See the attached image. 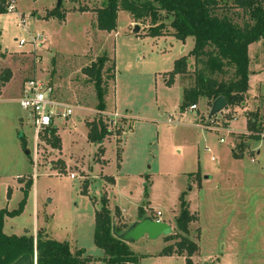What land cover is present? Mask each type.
<instances>
[{
  "label": "rangeland",
  "instance_id": "obj_1",
  "mask_svg": "<svg viewBox=\"0 0 264 264\" xmlns=\"http://www.w3.org/2000/svg\"><path fill=\"white\" fill-rule=\"evenodd\" d=\"M1 1L6 12L7 0ZM12 1L14 10L0 15V76L11 72L0 88V211L16 210L23 199L21 188L28 181L33 184L23 212L4 219L3 233L19 237L39 232L68 241L72 251L84 249L99 261L103 253L95 247L93 234L101 196L108 197L115 226L128 228L144 217L153 220L159 210L160 220L172 228L171 236L182 235L174 217L183 197L198 220L183 234L199 247L193 264H264V96L247 97L258 95L260 87L264 92V73L248 75L239 107L209 118L212 104L203 100L195 110L180 113L182 88L195 79L194 60L188 57L194 47L191 38L184 43L171 35L148 38L138 24L134 33L125 12L118 13L115 31H99L91 26V15L77 9H95L103 0H62L59 8L67 13L60 23L43 18L58 0ZM229 16L239 25L247 20L240 11ZM35 36L40 37L36 43ZM20 41L25 44L19 46ZM98 57L115 64L101 115L111 133L102 156L88 140L87 125L97 119V99L93 83L83 74ZM185 57L191 70L166 86L165 75ZM248 57L249 71L264 68V42L255 44ZM110 61L104 70L111 68ZM232 73L218 80L231 79ZM108 76L103 73V79ZM31 79L49 84L54 101L72 110L67 119L56 117L51 127L59 137V150L48 142L51 128L35 135L32 118L20 108L22 88ZM114 107L123 115H113ZM254 115L260 140L238 146L246 119ZM233 149L236 154L243 151L240 160L232 158ZM116 208L123 215L115 214ZM176 242L143 237L128 246L140 257L138 264H184L185 255H159Z\"/></svg>",
  "mask_w": 264,
  "mask_h": 264
},
{
  "label": "trees",
  "instance_id": "obj_2",
  "mask_svg": "<svg viewBox=\"0 0 264 264\" xmlns=\"http://www.w3.org/2000/svg\"><path fill=\"white\" fill-rule=\"evenodd\" d=\"M2 2L0 0V15L6 14ZM263 4V0H103L95 9L79 7L77 11L93 14L94 27L103 32L115 31L118 13L125 12L134 23L145 27L148 38L171 35L182 43L186 38H191L194 47L188 57L194 60L192 72L195 79L192 86L182 88L183 100L179 112L183 113L190 106H196L203 100L210 106L215 100L223 97L227 102L226 110L239 107L244 101L248 89V47L255 42H264ZM237 11L247 19L242 25L229 16L231 12ZM66 13L60 8L54 9L47 12L43 18L54 19L60 23L64 22ZM109 61L106 57H98L95 63L83 70L88 81L94 85L97 99L95 108L97 119L87 125L88 140L96 145L97 155L100 156L104 155L102 147L104 140L111 135L101 116L106 109L107 81H114L115 64L110 61L111 68L104 70ZM189 66L187 57L176 60L173 69L165 75L168 79L165 82L166 86H171L175 77H184L188 74L191 70ZM228 71H233L231 79L218 80L221 76H226ZM103 73L109 75L108 78L103 79ZM10 76V70H6L0 76V88L7 84ZM257 122V115L247 119V132L239 135L238 146L244 141L260 140L259 130H256ZM48 135L50 146L59 150L60 140L56 135V129L51 128ZM116 151L120 154V151ZM231 155L233 159L240 160L243 151L236 154L233 149ZM110 181L113 183L111 179ZM32 184V181H28L21 188L23 199L16 210L0 211V264H12L23 255L31 257L34 260L33 264L97 263L98 261L88 255L84 249L72 251L68 241L59 242L39 232L35 236L29 234L19 237L7 236L3 233L4 219L17 217L23 212ZM146 198L147 194H145ZM179 203V212L174 217V221L182 235L166 237V241L177 242L174 247L164 248L159 255L166 257L185 255L184 264H193L192 257L199 252V247L183 234H187L190 223L198 220L189 212L183 197L179 198ZM99 205L100 209L94 213L93 240L95 247L103 253L102 261L105 264H138L140 257L131 252L128 244L116 238L127 227H117L111 221L112 216L105 195L100 197ZM143 213V208H139V217H142ZM115 214H120L118 208Z\"/></svg>",
  "mask_w": 264,
  "mask_h": 264
},
{
  "label": "built area",
  "instance_id": "obj_3",
  "mask_svg": "<svg viewBox=\"0 0 264 264\" xmlns=\"http://www.w3.org/2000/svg\"><path fill=\"white\" fill-rule=\"evenodd\" d=\"M13 10V1L7 0L6 12L10 13ZM39 38V36L33 37L32 42L36 43ZM24 44L23 41L18 43L19 46ZM18 100L21 110L27 112L30 118H32V126L35 135L49 129L53 125L56 117L67 119L72 114L71 108L64 105L61 106L54 101L51 96V88L49 84L45 82L33 79L27 80ZM195 109V105L189 107L191 111ZM60 110H62V112ZM157 216L158 218L153 220L163 222L159 218L161 216L159 212Z\"/></svg>",
  "mask_w": 264,
  "mask_h": 264
},
{
  "label": "water",
  "instance_id": "obj_4",
  "mask_svg": "<svg viewBox=\"0 0 264 264\" xmlns=\"http://www.w3.org/2000/svg\"><path fill=\"white\" fill-rule=\"evenodd\" d=\"M62 0L57 1L56 9H59ZM139 31V26L134 25V33ZM227 108V102L225 98L221 97L215 100L209 111V118L215 117L221 114ZM28 154V153H27ZM172 228L164 222H159L152 220L149 217H144L140 221L135 222L130 225L127 229L119 233L116 238L121 240L126 244L134 243L141 240L143 237L154 241L157 238H166L171 236ZM34 260L31 259L28 255H23L19 257L12 264H33Z\"/></svg>",
  "mask_w": 264,
  "mask_h": 264
},
{
  "label": "crops",
  "instance_id": "obj_5",
  "mask_svg": "<svg viewBox=\"0 0 264 264\" xmlns=\"http://www.w3.org/2000/svg\"><path fill=\"white\" fill-rule=\"evenodd\" d=\"M85 13H88V14H90L91 15V17L93 18V20H91L92 22H91V26L92 27H94V17H93V14H91V13H89V12H85ZM134 24H136V23H134L133 21H132V19H131V17H130V27L131 26H133ZM97 29V28H96ZM141 30H143V29H141ZM263 41H259V42H255V44H261ZM255 44H252V45H250L249 47H248V56H249V52H250V49L252 48V47H254L255 46ZM248 59H249V57H248ZM249 66H250V59H249V65H248V68H249ZM248 72H249V76H260V75H262L263 73H264V68H260V67H258V68H256V71H249V69H248ZM260 89H261V87H260ZM260 89H259V92H258V95H256V96H254V95H252V96H250V95H247V97L249 98V99H251V100H254V99H256V97H261V96H264V92L262 91H260ZM108 92V91H107ZM263 93V94H262ZM107 95V94H106ZM246 95V94H245ZM106 105H107V97H106ZM115 110H116V108L114 107V109H113V112H114V114L113 115H116V116H122V115H119V114H116L115 113ZM127 112V111H126ZM247 112V110L245 109V110H243V111H241V113H246ZM126 114V113H125ZM246 119V118H245ZM246 121H247V119H246ZM246 130V129H245ZM247 132V130L245 131V132H243V133H246ZM105 141V140H104ZM103 144H104V142H103ZM103 144H102V147H103ZM208 179V178H207ZM106 198H107V200H108V197L106 196ZM108 204H109V200H108ZM109 208H110V204H109ZM117 209V208H116ZM119 209V208H118ZM152 209V208H151ZM119 211L122 213V215H123V212L119 209ZM156 211V210H155ZM157 212H159V210H157ZM160 214H161V212H159ZM161 216H162V214H161ZM138 221V219L137 220H135V221H133L132 223H131V225L132 224H134L135 222H137ZM78 250V249H77ZM97 259H99V261L96 263V264H101V262H102V257L101 258H97Z\"/></svg>",
  "mask_w": 264,
  "mask_h": 264
}]
</instances>
